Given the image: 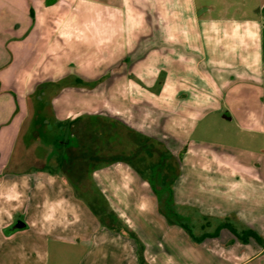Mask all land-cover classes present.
Wrapping results in <instances>:
<instances>
[{"label":"crops","instance_id":"obj_1","mask_svg":"<svg viewBox=\"0 0 264 264\" xmlns=\"http://www.w3.org/2000/svg\"><path fill=\"white\" fill-rule=\"evenodd\" d=\"M38 1L23 0V6L40 7L35 18L24 19L25 26L14 20L8 34L0 31L7 57L0 69L10 71L0 80V264H51L55 253L74 264H264V0L252 11L258 15L254 19L245 2L231 6L233 16H240L231 22L243 24L223 34L232 55L228 66L219 64L220 47L211 41L222 37L217 19L207 17L213 5L50 0L47 7ZM77 7L82 14L75 13ZM77 35L99 39L96 95L76 87L77 80L91 79V63L87 69L86 61L73 59L76 51L69 42ZM252 38L258 40L257 79L242 72L253 68L248 56ZM240 54L247 57H236ZM64 55L78 63L77 73L69 61L57 65ZM29 57L27 65H32L26 68ZM15 61L19 70L26 69L23 78L11 69ZM225 69L223 80L218 75ZM41 84L54 90L37 94ZM249 86L260 88L263 106H253ZM94 97L97 107L91 105ZM212 113H225L236 123L239 141L203 139L200 123ZM30 117L33 123L26 130ZM104 117L115 122L116 144L132 148L126 153L117 145L115 159L100 155L105 160L90 170L89 180L121 230L101 222L77 195L73 182L85 181V175L75 181L70 174L69 162H77L76 152L82 149L76 145L77 125L85 135L91 120ZM54 128L55 149L49 142L37 160L57 162V168L8 170L14 142L22 134L28 135L20 144L24 158L25 146L53 134ZM70 138L73 144L68 145ZM85 147L83 152L90 154ZM139 162L147 163L141 168ZM159 162L163 174L156 169ZM161 200L196 229L190 226L198 240L169 222ZM19 220L25 225L14 228Z\"/></svg>","mask_w":264,"mask_h":264},{"label":"rangeland","instance_id":"obj_2","mask_svg":"<svg viewBox=\"0 0 264 264\" xmlns=\"http://www.w3.org/2000/svg\"><path fill=\"white\" fill-rule=\"evenodd\" d=\"M39 1H43V3H45V5H47V7L51 4L50 0H39ZM38 1V2H39ZM199 6L201 5H205V4H209V5H213V10L210 11L207 14V17H213L215 19H217V24L218 25V33L219 35H221L222 37L219 39H213L211 41H213L214 43V47H220V54H218V59H219V64L224 65L225 63L227 64L228 59H230V57H232L231 54H229V46H228V38L224 37L225 35H223L228 28H230L231 26H234L233 24H238L242 25L243 21L239 20L238 23H234L231 22L233 21V17L235 18H239L240 16H238L236 14V16H233V9L231 8V6H233V4H242V3H246L248 6H246V10L250 9V14L252 17L253 16H258L256 14H252V11L255 10V6L257 5L259 0H195ZM23 0H0V31L2 32H6V34H8V32L10 31L8 28L12 27V22L14 20H22L23 26L24 25V19L27 17L28 19H30L33 16H37L39 14V10L40 7L38 6H23ZM29 2V1H27ZM232 3V5L230 4ZM6 4V5H3ZM229 4V6H228ZM46 7V6H45ZM44 9L46 10L47 7ZM230 7V8H228ZM80 9V10H79ZM82 8L77 7L75 13L76 14H82L81 13ZM227 12H229V19L227 16ZM51 14V13H49ZM74 14V13H73ZM92 15H99L98 10H93L92 11ZM33 17V18H35ZM254 19V17H253ZM257 20V19H256ZM256 24V22H252V24ZM78 25V24H77ZM82 24L79 23V26H81ZM216 25V24H215ZM19 33H22L23 30L18 31ZM30 37V36H29ZM90 37V36H89ZM86 37L85 40H83L82 35H77L76 37H74V41H70L69 42V46H71V49L76 51V54L74 55L73 59H77L75 60V62H84L86 61V68L88 69L89 64L91 63V68L88 70V75L91 77L90 80H87L86 82L83 81V79H79L76 82V87L78 88V90H85L86 92H92L93 95L98 94V90H99V84H100V80H99V63H98V52H99V48L97 43L99 42L98 38L95 37ZM25 38V37H24ZM209 41V40H207ZM250 43H252V51L251 53L248 54L249 58H251V62H253V68L251 69L252 71H242L243 74L250 75V79H257L259 72L256 71L255 69L258 68L259 65V60H258V52H257V44H258V40L255 38H252L250 41ZM90 45V48H89ZM1 47V45H0ZM0 51H2L1 55L2 57H0V65L3 64L5 62V60L7 59L4 50L2 49V47L0 48ZM80 51V52H79ZM4 54V55H2ZM241 55V54H240ZM243 55L239 56L237 55L236 57L240 58ZM60 58L57 59V65L61 66L62 63L69 61L71 63V68H75V72L77 73L79 71L78 69V63H75L74 60L69 57V55H64V56H59ZM247 56H243V58H245ZM30 59L27 58V60L25 61L26 63H23V65H27V61ZM91 60V61H90ZM257 60V61H256ZM34 61V60H33ZM29 62V61H28ZM30 65H32V62L28 63L27 67H30ZM19 66V61H15V65L11 66V69H16L17 73L16 75H18V77L23 78L24 74H25V68L24 66L22 67V70L18 68ZM225 66V65H224ZM228 66V64H227ZM83 67V66H82ZM10 71H6L4 72L3 69H0V80L1 79H5L4 77L9 73ZM229 71L225 70H220L219 72V77H223V80H225L226 78V74H228ZM184 74L185 72L181 73V72H177V74ZM189 75L192 74V72H188ZM78 78V77H77ZM72 80V79H71ZM76 80V79H75ZM73 81V80H72ZM46 85V84H44ZM43 84H41V86H38V92L37 94H43L45 95L46 93L43 92L44 89L47 90H54V88L51 87H45ZM45 87V88H44ZM157 90H159V87H156ZM246 94L248 93L249 98L251 97V99L253 100V106L254 107H259V106H263L262 103H259V95H260V88L258 86L252 87L249 86L248 88H246ZM43 92V93H42ZM48 95V94H46ZM43 97V96H41ZM33 98V97H32ZM48 98V97H47ZM77 98V97H76ZM49 99V98H48ZM46 99V100H48ZM50 100V99H49ZM98 100L96 97H94V99L92 100V104L95 107H97L98 105ZM80 101H78V98L75 100L74 102V106L79 107L80 106ZM178 107L179 103L176 104H172V106ZM240 106H244L246 104L244 103H240ZM110 108H114L111 104H109ZM48 111V108L47 110ZM114 110H111L110 112H113ZM225 113H212L208 116V118L204 119L201 121L200 123V129H201V133H202V137L203 139L206 140H218L219 142H228V141H232V142H237L239 141V136H237V125L234 121H229L227 119H225L224 117ZM105 117L103 119H93L91 120V123L87 125V131L86 134H82V132L84 131V129L82 128V126L77 125V127L79 128L80 131H78L79 134V140L82 142V144L84 145H89L91 146L93 143H96V152L91 150V153H94L96 155L97 160L96 162H74L75 164V168L73 169L72 166V173L71 174V178L76 180H82V175H85L84 179L85 181L83 182H79V184L76 186L81 192L83 191H91L93 194L97 189V186L95 185V183L93 182V180H89L90 178V167L92 165H97V164H102L103 160L105 159H99L100 155L106 156L105 154H107V157L109 159H115L116 158V146L118 145V148L120 150H125L124 152L128 153L130 152L129 150L132 148V146L127 144H123L118 142V144H116V138L114 137L115 135H110L108 136V134H110V132H114L115 129V123L113 121V123H110V120L105 121L104 120ZM33 123V119L30 117L27 120V123L25 125L26 130L30 129V126ZM52 125V124H51ZM54 133L53 134H49L46 136H39V138H35L33 141H30L28 144V146H25L26 150V156H24V158H22V156H20L22 151V147H20L22 138L23 139H27L28 135H24L22 134V137L20 139V141L16 140V143L14 142L13 145V152H12V159L8 165V170L9 171H21V170H26V169H35L39 166H45L46 168H49L50 170H52V168H55L57 165V162H38L37 158L40 156H42L45 152V150H47L48 148V143L51 142L52 146H54L55 149V128L52 130ZM26 136V137H25ZM244 141V140H243ZM27 145V144H26ZM83 145V146H84ZM46 148V149H45ZM86 148V147H85ZM78 153V152H76ZM32 156V157H30ZM100 160H102V162H100ZM147 162H139L140 167L142 168L143 164H145ZM162 162H159V166H157V170H160L161 172L164 173L165 171V167L161 164ZM57 168V167H56ZM68 169V168H67ZM71 169V168H70ZM63 171V170H62ZM151 181L154 180L152 177H150ZM156 180V179H155ZM77 189V190H78ZM79 198L82 199V197L79 196ZM78 198V199H79ZM84 200V199H83ZM85 201V200H84ZM86 202V201H85ZM191 226V225H190ZM193 228V226H191ZM194 229V228H193ZM196 231V229H194ZM65 253L67 252V254L69 256H71V259H74V253H70L69 250L70 249H65ZM70 253V254H69ZM72 254V255H71ZM75 262H73V260H67V262H63L62 260H60L59 258V254L57 255L55 253V263H51V264H74Z\"/></svg>","mask_w":264,"mask_h":264},{"label":"trees","instance_id":"obj_3","mask_svg":"<svg viewBox=\"0 0 264 264\" xmlns=\"http://www.w3.org/2000/svg\"><path fill=\"white\" fill-rule=\"evenodd\" d=\"M115 129L117 130L116 126H115ZM116 130L114 132H112V133L110 132V134H108V136L115 135L114 137L116 138L117 137ZM71 144H73L72 138L69 139V144L68 145H71ZM76 145H77V148L78 147L82 148L75 155V157L77 159V162H78V160L80 158L83 159L84 156L86 157V159L89 158L88 160H90V162H96L98 157H96V155L94 153L90 152V154H88L87 151L85 153L83 152V145H82V142L80 140H76ZM86 149H90V151L93 150V151L96 152V143H93L91 146L88 145V147L86 146ZM74 164H75L74 162H69V166H73ZM70 168H71L70 169V173H72V167H70ZM93 168H94V165H92L90 167V169H93ZM158 172H157L158 174H160V173L163 174V172H161L160 170H158ZM78 184H79V182H73V185L75 187L77 195L82 197V198H84L87 201V203L89 204V206L91 207L93 212L100 218L101 222H103L104 224L109 226L111 229L121 230V228H122L121 223L116 219V216L114 215L113 211L110 210L107 200L100 193L99 189L97 188L96 191L94 192V194L91 191H83V192H81L76 187ZM152 185L155 186L156 184L153 183ZM163 203H164V200H163ZM163 203H162V200H161V206H160L161 209L160 210L167 217L169 222L182 226L183 228H185L193 236V238L198 240V238L193 234L190 225L182 220L181 216L175 210L174 206L172 204H170L169 202H167L166 204H163ZM232 230H233V232H236L235 229H232ZM130 234L132 236H134V233L130 232ZM142 253H143V247L141 246L140 247V254L142 255Z\"/></svg>","mask_w":264,"mask_h":264},{"label":"water","instance_id":"obj_4","mask_svg":"<svg viewBox=\"0 0 264 264\" xmlns=\"http://www.w3.org/2000/svg\"><path fill=\"white\" fill-rule=\"evenodd\" d=\"M24 225H25V223H24L22 220H19V221L15 224L14 228H21V227H23Z\"/></svg>","mask_w":264,"mask_h":264}]
</instances>
